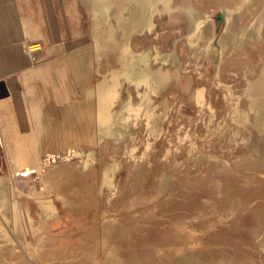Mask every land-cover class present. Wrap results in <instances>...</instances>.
<instances>
[{"label":"rangeland","instance_id":"rangeland-1","mask_svg":"<svg viewBox=\"0 0 264 264\" xmlns=\"http://www.w3.org/2000/svg\"><path fill=\"white\" fill-rule=\"evenodd\" d=\"M96 5L105 80L134 55L148 85L122 79L113 111L128 120L99 144L78 132L74 145H3L58 142L43 135L59 108L38 110L25 138L0 132V264H264V0ZM103 79L87 78L72 103Z\"/></svg>","mask_w":264,"mask_h":264},{"label":"crops","instance_id":"crops-1","mask_svg":"<svg viewBox=\"0 0 264 264\" xmlns=\"http://www.w3.org/2000/svg\"><path fill=\"white\" fill-rule=\"evenodd\" d=\"M97 12L96 0H0V84L7 92L0 99L1 134L27 137L34 128L33 115L42 107H46L40 110L43 113L57 108L66 112L62 120L45 118L57 124L56 132L48 130L43 136L60 137L58 142L6 140L3 145L78 143L80 102L71 99L83 88L87 90L80 86L87 78L106 81L113 67L110 51L104 49L103 57L97 59L96 46L101 41ZM31 45L40 48L31 54ZM86 50L93 52L91 65V58L79 56ZM69 131L73 138L65 139Z\"/></svg>","mask_w":264,"mask_h":264},{"label":"bare ground","instance_id":"bare-ground-1","mask_svg":"<svg viewBox=\"0 0 264 264\" xmlns=\"http://www.w3.org/2000/svg\"><path fill=\"white\" fill-rule=\"evenodd\" d=\"M146 27H148V29L152 30L154 27V23L152 21H149L148 24L146 25ZM201 27H202V23L200 22V23H198L197 29H200ZM128 51H129V48H126L125 49V55L128 54ZM80 55H81V57L82 56H88V53L86 51H85V53L80 52L79 56ZM138 59L142 63L148 65L150 55L147 53H143V54L138 56ZM135 60L137 61V57H135L133 55L131 58V61L129 62V64L127 65V67L123 71H121L119 73H115L111 80L104 81L103 83L99 84V86L96 88L94 94L88 95V96H90V98L88 97L84 102L80 103L79 117H78L79 118V124H80V121L87 122V124L84 127H82V126H81V128L79 127L78 132L81 133L85 138H87L89 142L95 141L96 144H99L100 143L99 136H101L102 134H104V135L105 134L106 135H114L115 134L114 125L118 120H125V121L128 120L127 117L122 116L121 114L115 113L113 111V107H114L115 103L121 97V87H122V79L123 78H125L130 83H133V82L136 83L138 87H140L143 83L144 84L146 83L148 85V77L147 76L142 77L141 73L136 70ZM140 110H141V108H137V106H133L131 103H129L127 105V111L129 113L136 112L137 114H139ZM91 123H93L94 129H95V131H93V132L91 130V128H92L90 125ZM64 136H65V139L73 138V135L71 134L70 131L68 133L65 132ZM65 145H68V143L65 142ZM65 154H66V156H65L66 158L70 157L73 154L72 147H66ZM78 154L79 153H76V155H78ZM35 161H37L36 158L33 159V162H32L33 166H34V164H37V162H35ZM86 166H88V162H86ZM35 167H36V165H35ZM117 169H118L117 166H114L111 169V171L114 173V175L117 173ZM41 173H42V171H40V174ZM26 175L27 174H25V176ZM37 194L39 196L43 195V191H39ZM4 201H5V199L2 201V204H1L2 206L4 205ZM49 201L50 200H48V202ZM37 202H39V201H37ZM44 206L46 208V212H45L46 214L45 215H46L47 220H49V219H51L57 215L58 210L55 208V206L47 205V204ZM28 219H29L30 224H32L33 221H32L30 216H28ZM27 224H29V223H27Z\"/></svg>","mask_w":264,"mask_h":264},{"label":"water","instance_id":"water-1","mask_svg":"<svg viewBox=\"0 0 264 264\" xmlns=\"http://www.w3.org/2000/svg\"><path fill=\"white\" fill-rule=\"evenodd\" d=\"M7 96L6 88L4 84H0V99Z\"/></svg>","mask_w":264,"mask_h":264},{"label":"built area","instance_id":"built-area-1","mask_svg":"<svg viewBox=\"0 0 264 264\" xmlns=\"http://www.w3.org/2000/svg\"><path fill=\"white\" fill-rule=\"evenodd\" d=\"M36 46H39V45H31L28 47V51L29 53L33 54L35 52H37L39 49H36Z\"/></svg>","mask_w":264,"mask_h":264}]
</instances>
